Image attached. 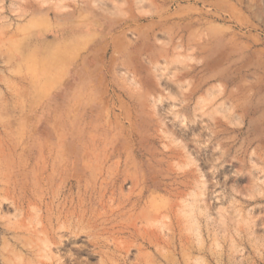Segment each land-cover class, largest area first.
<instances>
[{
	"label": "rangeland",
	"instance_id": "rangeland-1",
	"mask_svg": "<svg viewBox=\"0 0 264 264\" xmlns=\"http://www.w3.org/2000/svg\"><path fill=\"white\" fill-rule=\"evenodd\" d=\"M0 264H264V0H0Z\"/></svg>",
	"mask_w": 264,
	"mask_h": 264
}]
</instances>
